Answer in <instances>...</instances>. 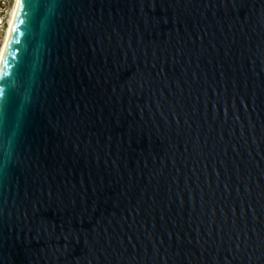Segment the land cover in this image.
Instances as JSON below:
<instances>
[{
	"label": "water",
	"instance_id": "obj_1",
	"mask_svg": "<svg viewBox=\"0 0 264 264\" xmlns=\"http://www.w3.org/2000/svg\"><path fill=\"white\" fill-rule=\"evenodd\" d=\"M0 264H264V0H23Z\"/></svg>",
	"mask_w": 264,
	"mask_h": 264
},
{
	"label": "rangeland",
	"instance_id": "obj_2",
	"mask_svg": "<svg viewBox=\"0 0 264 264\" xmlns=\"http://www.w3.org/2000/svg\"><path fill=\"white\" fill-rule=\"evenodd\" d=\"M17 0H0V54L10 27L13 11Z\"/></svg>",
	"mask_w": 264,
	"mask_h": 264
},
{
	"label": "bare ground",
	"instance_id": "obj_3",
	"mask_svg": "<svg viewBox=\"0 0 264 264\" xmlns=\"http://www.w3.org/2000/svg\"><path fill=\"white\" fill-rule=\"evenodd\" d=\"M22 2H23V0H17L16 1V5H15L14 11H13V15H12V19H11V22H10V27H9V29L7 31L5 43H4V46L2 48V52L0 54V70H1V66H2L3 59H4V55L6 53V49H7L8 43L10 41V38H11V35H12V31H13V28H14V24H15L17 15H18V13L20 11Z\"/></svg>",
	"mask_w": 264,
	"mask_h": 264
}]
</instances>
